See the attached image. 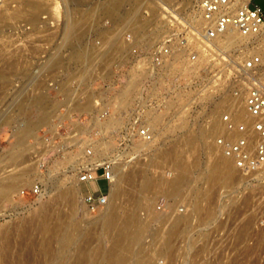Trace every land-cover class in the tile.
<instances>
[{
  "label": "rangeland",
  "instance_id": "obj_1",
  "mask_svg": "<svg viewBox=\"0 0 264 264\" xmlns=\"http://www.w3.org/2000/svg\"><path fill=\"white\" fill-rule=\"evenodd\" d=\"M104 1L106 0H41V3L35 8L36 12L34 15L29 16L25 11L28 8L26 0H0V5L8 8L9 11L14 9L21 11L15 17H10L3 22L0 21L1 39L3 36L6 37L8 35L6 39L4 37L1 40L4 45L0 42L6 54H8V57L3 58L0 56V59L2 58L0 61L7 60V62H0L3 67V70H0V175L9 173L20 175L14 188L11 189L12 193L9 192L10 194L3 198L0 196V226H2L0 231L9 228L11 232L8 237H11V234L14 235L11 237V241L8 237H1L0 239V264H58L61 258L63 262L60 260V264L61 262L62 264H90L84 258L90 259V255L94 256L91 253H94L99 247L102 249L108 248L107 244L109 243L107 239H104L105 237H99L98 233L85 237L81 230H77L65 248L66 250L61 251L58 249L59 243L57 239H52L53 241L49 240L50 242H48L43 235L40 224L35 218L36 212H38V207L42 202L48 203L50 201L48 204H50L52 211L59 212V215L62 214L61 216L65 215L67 208L66 205H63L65 204L64 200L61 198L57 199L56 194L60 188L68 187L74 183L77 176L74 169L85 149L91 148L95 152L96 157L94 160L96 161H102L103 158L116 152L118 142L115 129L117 127L115 125L116 120L112 117L116 113L121 112L123 110L121 108L124 105L131 103L136 89L140 87L142 82H146L145 75L141 74L143 64L137 60L142 58L143 52L147 51L149 47L163 36L167 30L165 18L169 19L170 15L178 14L192 15L193 0H123L116 9H106L103 5ZM262 1L264 2V0H254L257 4H262ZM122 16L125 18H122ZM105 30L106 33H104ZM116 32L117 34L120 33L122 40L119 39V36L113 35ZM99 34L100 36H98ZM105 35H108V37ZM115 37L119 42L120 40L123 42L122 44L120 43V50L112 49L111 53L114 58L121 56V58H118L119 62H116L117 60H108L105 64L101 63L97 60L100 57V42L104 40L111 41ZM130 38L131 40H129ZM238 40L242 41V39ZM6 43L10 44L7 46ZM238 44H227V47H221L226 53L224 56L228 58L229 54L239 58L254 52L252 48L249 52L241 51ZM133 47H137L138 56L132 55L133 52L131 50H133ZM77 49L82 53L81 57L79 60L71 59V53ZM103 66H106L109 70L117 71L118 74L113 78L104 76L108 88L103 94L91 91L88 96L90 98L96 97V95L103 96L110 107L109 112L113 116H109L105 120L99 119V110L96 107L75 109L67 112H59L53 108H48L52 107L50 106L51 104H55L48 97L56 95L51 88L55 86L54 83L56 81L65 79L69 74H79L86 70V72L90 73V78L87 82L93 87H98L102 82ZM176 68L175 63L169 66L170 70ZM230 68V65L223 63L222 60L200 62L197 67L198 77L195 78L197 81L195 88L196 92H198L197 98L191 99L192 94L189 93L188 97L169 100L165 106L166 110L164 113H150L148 116L150 127L158 131L160 142L147 145L149 150L146 151H142L144 145L138 143L135 147L137 149L135 158L125 165L121 164L122 169L124 168L125 171L130 169L127 172L135 174H137L135 170L139 174L141 169L142 173L147 175L164 174L167 177L172 176L175 169L170 159L162 158L160 162L152 165L150 164L152 154L159 147L167 145L170 142L169 139L184 134V128L178 125L182 120L190 123L189 125L202 123L208 131L213 126L212 124L217 122L220 124L221 115L231 111L229 106L232 105L230 102L233 101L231 90L236 87V84L228 81ZM184 71L187 72V70ZM186 72L185 74L177 75V71H175L171 77V81L174 82L170 83L172 84L171 87L176 84L177 80L185 83L186 80L189 81L193 78ZM131 80L134 81V84L124 93V89L127 88V84ZM105 81L103 80V83ZM187 81L186 83H188ZM185 88L186 90L189 89L186 86ZM38 95H42L45 98V106H49H46L44 110H37L35 107L26 108L32 105L31 101ZM220 97L229 98H227L222 107L212 111L214 103ZM189 101L195 107L185 111L182 109L183 103ZM240 102L242 103L241 98ZM43 115L48 117V119L40 120V116ZM244 116L239 118H244ZM105 122L108 123L106 124ZM26 126L30 128V131L25 137L20 139L18 131L26 129ZM217 128V130L208 133L211 135L213 132L214 134L211 136L214 137L221 133V124ZM213 137L210 140V146L216 149L218 154H222L221 149L213 142ZM208 144L200 143L194 153L187 147L184 148L183 157L189 164H192L196 158L200 163L197 167H192L188 171L189 176L192 178L188 180L187 185H184V191L181 193V196L183 195V197L186 196V198L189 197L190 199H187V202L190 201V203H187V208L192 207L193 195L191 192L188 193V189L194 182L193 176H199L205 171L204 163L206 161L204 160L207 159V149L205 147ZM117 165L120 166V164ZM234 181L229 185L216 184L217 188L216 185L211 188L210 202L211 199L213 200L211 202L212 216L208 221L205 220L204 222H201L198 218L196 220L195 217L187 221L185 224L186 228H188L187 234L175 237L172 240V250L170 251L165 250L167 248L164 247L165 245L163 246L162 238L165 236L168 227L165 226L169 224L167 222L175 214L171 215V217L169 215H166L167 217L165 215L162 216L165 219L169 218L168 220H146V226L140 238L131 246L130 255L128 256L130 259L127 258L128 260L121 264H134L137 254H141L140 256L144 258L146 257L153 264H160L162 260L163 263L164 261L165 263L167 262L166 264H242L245 263V259H248L246 263L249 261L250 264H264V244L262 245L264 243V226L262 223V216L264 215V175L251 178L237 176ZM36 182L41 184L42 191L39 196L34 195L30 190L31 186ZM195 183L196 186L204 185L203 179L200 178ZM76 185H78V195L80 196L78 198L80 208L77 215L79 224L83 228V226H86L85 221L89 219V217L83 216L82 212L83 210L87 211L82 200L83 193L86 192V186L79 181H77ZM99 186L102 191H105L106 184L104 180L99 181ZM225 186L232 188L231 197L227 201H218L217 190ZM22 189H25L24 194L19 195ZM141 192L144 195L142 196L140 193V196L138 195L139 198L136 197L138 198L136 205L139 204L142 207L137 209L138 205L135 208L138 211L136 213H139L140 217L147 214L145 212L147 208V212H153L151 209H153L154 204L158 200L159 202L168 200L170 206H173L178 200L176 198H180V195L175 196V198L163 190H142ZM152 193L155 194L153 195ZM245 194L249 196L247 197L251 201L247 197L245 198ZM143 197L144 200H142ZM128 200L124 199L123 205L128 206L131 203ZM144 202L153 203L143 205ZM145 205L147 207H144ZM89 214L95 217L99 212L98 214ZM222 218L223 220H221ZM25 223L28 227L34 224L31 227L32 229L29 227L30 231L28 227H24L25 230L27 229L26 232L29 231L28 234L30 233L29 235L26 233L27 237L23 236L21 231L23 226L26 225ZM161 223L164 224L162 225ZM21 225L22 228L20 227ZM36 227H38L39 231L35 230L37 229ZM159 227H161L159 230L162 234H158L160 231L157 232ZM34 230L38 231V235ZM197 230H201L199 235H197ZM235 232L237 233L234 234ZM20 233L22 237L19 235ZM237 235L240 236L236 239ZM234 236H236L235 240L232 238ZM226 237L228 240L227 244H225ZM192 239H194V243ZM31 241L34 247L30 245ZM36 242L37 245L35 247ZM158 242L162 245H159ZM44 243H50L53 250L48 252L45 250L47 252L45 253L43 250ZM79 248L81 250H77ZM136 250L137 252H135ZM85 252H90V255ZM240 255L244 256L241 257ZM245 255L247 256L245 257ZM47 258L50 260H47ZM170 261L173 262L170 263Z\"/></svg>",
  "mask_w": 264,
  "mask_h": 264
},
{
  "label": "built area",
  "instance_id": "obj_2",
  "mask_svg": "<svg viewBox=\"0 0 264 264\" xmlns=\"http://www.w3.org/2000/svg\"><path fill=\"white\" fill-rule=\"evenodd\" d=\"M169 17V19L165 18L167 30L161 39L143 52V57L137 60L143 64L141 74L145 75L146 82H142L136 89L131 103L124 105L121 108L123 110L112 117L116 120L117 127L115 129L118 142L116 152L103 158L102 161H96L94 160L95 152L87 148L74 169L78 181L86 186L82 200L89 213H98L107 204L115 165H125L135 158L137 150L135 147L138 143L143 144L142 151H146L149 150L147 145L160 142L158 131L150 127L149 114L164 113L165 106L171 99L188 97L189 93L192 94L191 99L197 98L198 92L195 89L197 85L195 78L198 77L197 67L205 60H222L223 63L230 65L228 81L236 84V87L231 90L232 100L236 101L240 97L245 112V117L238 119L234 115V107L230 105L231 111L220 117L221 133L213 137V142L221 149L224 156L232 160L241 178L264 175V55L253 49L256 40H264L263 10L254 4L253 0H193L191 16L178 14ZM227 33L244 38L243 41H236L230 45L239 43L238 47L241 51L249 52L252 48L254 52L245 53L246 55L239 58L228 54L226 58L224 56L226 53L221 47L228 46L222 42ZM116 34L117 32L113 35L120 37V33ZM116 37L111 41L100 42V57L97 60L101 63L105 64L108 60L119 62L120 55L115 58L111 55V46L119 42ZM131 51L132 55H139L137 47H133ZM172 63H175L177 68L170 70L169 66ZM103 68L102 82L98 87H93L87 82L90 73L86 70L79 74H69L65 79L56 81L55 86L51 87L56 95L48 97L55 102L51 108L59 112H67L85 109L84 107L89 103L88 108L96 107L99 110V119L105 120L113 116L103 96L96 95L91 98L88 96L91 91L103 94L108 88L104 76L113 78L118 74L117 71L109 70L106 66ZM175 71L177 75L186 72L193 78L186 80L188 83L177 80L171 87L170 83H174L171 77ZM185 86L189 89L186 90ZM183 104L182 109L185 111L195 107L190 101ZM220 124H213L212 130H216ZM100 180L105 181V191L100 189ZM30 190L34 195L39 196L42 191L41 184L34 183ZM24 191L25 189H22L19 195L24 194ZM217 191L218 201H227L232 194V188L229 186L220 187ZM176 199L178 200L173 206H170L168 200L163 202L158 200L153 206V213L163 216L191 211V208H187V198ZM192 217L196 220L198 218L192 214L189 220ZM262 223L264 226V215ZM200 231L197 230V235ZM225 240L227 244V237ZM160 264H164L163 260Z\"/></svg>",
  "mask_w": 264,
  "mask_h": 264
},
{
  "label": "bare ground",
  "instance_id": "obj_3",
  "mask_svg": "<svg viewBox=\"0 0 264 264\" xmlns=\"http://www.w3.org/2000/svg\"><path fill=\"white\" fill-rule=\"evenodd\" d=\"M122 1L123 0H106V1H104L103 5H104V7L106 9H116L117 7L120 6ZM40 3H41V0H26V4H27L28 8L25 11L27 12V14H29V16H31L32 14L34 15V13L36 12L35 8ZM100 8H101V5H100ZM20 12H21L20 10H16V9L9 11L8 8L4 7L3 5L2 6L0 5V21L3 22L4 20L9 19L10 17H15ZM122 18H125V17L122 16ZM104 33H106V30H105ZM7 34H9V33H7ZM98 36H100V34ZM105 36L108 37V35H105ZM1 37H2V35H1ZM1 37H0V42L3 43V45H4V42H2L1 40L5 36H3L2 39H1ZM6 37H8V35ZM6 37L4 39H6ZM119 39H121V38L119 37ZM238 39H242V41H243L244 38L240 37V36H238L236 34L227 33L225 35V37L222 39V42L225 45H227V44L230 45V43L232 44L236 40L239 41ZM7 40L9 41V39H7ZM121 40L117 44H120V43L122 44L123 42H121ZM11 41H12V39H11ZM10 43H6L7 46ZM117 44L112 45L111 48L113 50H120L121 49V44L120 45H117ZM2 46L0 48V56L3 57V58L4 57H8V54H6V52L4 50V47L2 48ZM6 49H8V48H6ZM253 49L257 53H261V54L264 55V40H262V39L256 40V44H255V46H253ZM9 55H11V54L9 53ZM81 55H82V53L80 52V50H78V49L77 50H73V52L70 55V58L74 59V60L75 59L79 60ZM5 60H2L0 62H3V61L7 62V60L6 61ZM10 61H12V60H10ZM11 63H13V61ZM11 63H9V64L12 65ZM14 64H16V63H14ZM1 69L3 70V67L0 65V70ZM5 69H7V67H5ZM133 84H134V81L131 80L127 84V88L124 89L125 90L124 93L126 91H128L129 87H131V85H133ZM227 98H229V97H227ZM227 98L220 97V99H218V101H216L214 103V107L212 108V111L213 110L216 111L218 108L222 107L224 105V103L226 102ZM239 98L236 99V101L233 100V101L230 102L232 104V106H234V111H235L234 115H236L237 118H239L240 116H244L245 115V112H244V109H243V105L240 102ZM31 102H32L31 103L32 105L31 106H27L26 108L35 107L37 110H44V109H46V106H49V105L45 106V103H44L45 102V98L42 95H38ZM88 107H89V103H87L84 108H88ZM48 108H51V107H48ZM40 117H41L40 120H47L48 119V117H46L45 115L40 116ZM105 123L107 124L108 122H105ZM217 123H219V122H217ZM189 124L190 123L186 122L185 120L180 121L178 125H179V127H183L184 128L183 129V130H185L184 134H181V135L173 137L172 139H169L170 142L168 141L169 143L167 145H164V147H159L158 149H156L154 154H152V158L150 159V164H152V165H155V164H157V162H160V159H162V158L170 159V162H171V164L173 165V167L175 169V172H174V174L172 176L167 177L164 174H160V175H158V174L156 175L155 174L154 175V174H151V173H149L151 175H147V174H143L141 169H140L141 170V173H140V170L138 168L137 169L139 170V174H138L137 170H135L137 172V174H135V173L127 172L130 169H128L127 171H125L124 168L122 169V165H120V166L116 165L115 169H114V178H113V181L110 184L109 194L107 196L108 200H107V204L105 205V207L103 209H101L99 211V214L97 213L98 215L95 216V217L91 216L88 213V210L87 211H85V210L82 211L83 212V216H87V218L89 217V219L85 221L86 222V226L85 227L83 225H82L83 228L80 226L81 224H79L80 222H79L78 215H77L78 214V210L80 208L79 205H78L79 204L78 203V198H80V196L78 195L79 194L78 185H76V183L78 181V176H76V179H75L74 183H72L68 187H65V188H62V189L60 188V190L56 194V196L58 197L57 199L61 198L62 200H64L65 204L62 203L63 201L61 199L60 200L62 202H60V201L59 202L62 203L63 205H66L67 211L65 212L64 216H61L62 214L59 215V212H54V211H52L50 209L51 206H50V204H48V203H50V201L49 202L47 201L48 203H45V202L43 203L42 202V204H40V206L38 207V210H37L38 212H36L35 218H37V222H39V224H40V229H41L43 235L45 236V238L47 239V241L50 242L49 240L57 239V242L59 243V248L58 249L63 251L68 246V243L72 240V238H73V236H74V234H75V232L77 230H81L84 233L85 237L86 236L90 237L92 234L98 233L99 237H103V238L105 237L104 239L108 240V243H109V244H107L108 248L107 249L106 248L102 249L101 247H99L98 249H96L94 251V253H91V254H94V256L90 255V252H87V253L85 252L86 254L90 255V259L84 258L85 261H88V263H90V264L91 263L92 264L93 263H98V264H121V263H124L125 261L128 260L127 258H129L128 256L130 255V249H131L132 244L135 243L140 238L143 230L145 229L146 220H151L152 221V220H156V219L157 220L158 219H160V220L165 219V218H162V215L161 216L160 215H156L150 210H149L150 212H147L148 208L145 211L147 214H145V212H144L145 215L140 217V214L138 213L139 214L138 215L136 213L137 210L135 209L139 205V204L136 205L138 203L136 201L139 198L138 195L140 193H141L140 195H142V193H143V192H141L142 190H156V191L163 190L166 193H168V194H170V195H172L174 197L175 196L177 197V196L180 195V198H186V196H184V197H183V195L181 196V193H183V191H184L183 190L184 189V185H187L188 184V180L190 178H192V177L189 176V174H188L189 172L188 171L192 167H197L200 163H199L198 159L196 158L192 164H189L183 157L184 148L187 147L188 149H190L194 153V152L197 151V148H198L200 143H203V144L209 143L205 147L207 149V151H206V153H207L206 158L207 159L204 160V161H206L204 163L205 171L202 172L201 175H199V176H193L194 182H193V184H191L192 186H190V184H189V186L191 188L189 187L188 193L191 192L192 195H193L192 202H191L192 203L191 211L188 212V213H184V214H176L175 213V215L172 216V218H170V221L167 222L169 224L166 223L167 225L166 224H165L166 226L164 225L165 227H167V226L168 227H167L165 236L162 238L163 239L162 243H163V246L165 245L164 247L167 248L165 250H168V251L172 250V240L175 237L183 236V235L185 236L187 234V231H188L187 229L188 228H186L185 224H186L187 221H189V217L192 214L198 216V218L201 220V222L202 221L204 222L205 220H208L212 216L211 202L213 200L211 199V202H210V197H211L210 191H211V188H213L216 184H218V185L219 184L229 185L230 183H232L234 181V179L237 178V176L241 177V175L239 174L237 168L232 163V160L230 158L224 156L223 154H218L217 153L218 151H216V149H214V148H212L210 146L211 145L210 144L211 143L210 140L213 137L211 135H213L214 133L212 132V134L210 135L208 132L211 133V131H213L212 127L209 128V131H208V130L205 129V125H203L202 123H193V125H189ZM29 131H30V128L27 127V126H26V129L24 128L22 130H19L18 131V135H19L20 139H22V137H25ZM210 136H211V138H209ZM137 166H139V165H137ZM140 167H142V166H140ZM19 178H20V175L18 176L16 174H12V173H9V174H6V175H0V196L2 198L3 197H7L10 194L9 192H11V189L14 188V185H15V183L17 182V180ZM199 178L203 179V184L204 185L196 186L195 181L197 179H199ZM93 185H95V183H93ZM79 188H80V186H79ZM216 188H217V185H216ZM144 192H146V191H144ZM164 193H162V194H164ZM136 194H137V196H136ZM152 194L154 195L155 193H152ZM165 195H167V194H165ZM147 196H148V193H147ZM245 196L247 197L248 195L245 194ZM136 197H138V198H136ZM212 197H213V194H212ZM250 197H251V195H250ZM145 198H146V196H145ZM148 198L150 199V197H148ZM124 199H126V200L129 199L128 201L129 202L131 201V203L128 204V206L123 205V200ZM187 199H189V197ZM241 199H243V198H241ZM142 200H144V197L142 198ZM249 201H251V200L249 199ZM150 203L151 202H149V204ZM242 203H243V201H242ZM144 204H148V203L144 202L143 205ZM140 207H142V206L139 205V207L137 209H139ZM144 207H147V206L145 205ZM144 207H143V210H144ZM169 216L171 217V215H169ZM165 217H167V216L165 215ZM30 218H31V216H30ZM166 219L168 220L169 218H166ZM30 220H32V219H30ZM33 220H34V218H33ZM165 220H164V222H166ZM148 222H150V221H148ZM148 222H147V224H149ZM29 223L31 224L30 221H29ZM242 223H243V220H242ZM250 223H252V222H250ZM22 224H24V223H22ZM32 226H34V224L29 226L30 229H32L31 228ZM0 227H2V226H0ZM20 227L22 228V225ZM24 227L26 228V227H28V225L27 224L24 225L23 229H21L22 235L26 236V233L28 234V232L30 230H29V227H28L29 231L26 232L27 229L25 230ZM161 227H163V226H161ZM161 227L158 228L157 232L160 231L159 229H161ZM165 227H163V228H165ZM36 228L37 229H35V230H38V227H36ZM1 230H2V228H1ZM240 230H241V228H240ZM19 231H20V228H19ZM19 231H17V232L19 233ZM38 231H35L36 234L38 233ZM10 232H11V230L9 228L0 231V239H1V237L7 238L9 236ZM12 232H14V231H12ZM236 233L237 232H235L234 234H236ZM158 234H162V232L160 231ZM19 235H21V233ZM22 235H21V237H22ZM240 235H237L238 237L234 236L232 238H234V240H235V237L237 239V238H239ZM10 236L12 237L14 235L11 234ZM242 236H243V234H242ZM11 237H8V239L10 238L9 239L10 241H11ZM20 239H22V238H20ZM23 240H25V238H23ZM192 240H193V243H194V239H192ZM105 242H107V241H105ZM158 244L160 245L161 243L158 242ZM263 244L264 243H262V245ZM30 245H32L34 247L32 241H31ZM36 245H37V242L35 244V247H36ZM75 245H77V244H75ZM9 247H8V249H9ZM51 247H52V245H50V243H44V245H43L44 252H45V250L47 252L49 250L50 251L53 250V248H51ZM158 249H161V248H158ZM40 250H38V252H40ZM77 250H81V249L79 248ZM25 252L27 253V250ZM47 252H45V253H47ZM135 252H137V250ZM45 253H44V255H45ZM81 253H82V251H81ZM179 253H180V251H179ZM78 254H80V253H78ZM235 254H237V253H235ZM243 254H244V252H243ZM140 255H138V254L136 255V258L134 259V264H153L149 259H146V257L144 258L143 256H140ZM247 255H245V257ZM17 256H18V254H17ZM243 256L244 255H242L241 257H243ZM74 257H75V254H74ZM91 257H92V259H91ZM164 258H166V257H164ZM79 259H80V256H79ZM47 260H50V259L47 258ZM60 260H62V262H63L62 258ZM60 260L58 261L59 262L58 264H60ZM81 260H83V259H81ZM247 260L245 259V263H242V264H250L249 261L246 263ZM27 261L29 262L28 259H27ZM235 261H236V259H235ZM17 262H19V261H17ZM62 262H61V264H62ZM172 262L170 261V263H172ZM164 263H165V261H164ZM25 264H27V263H25ZM75 264H77V263H75Z\"/></svg>",
  "mask_w": 264,
  "mask_h": 264
},
{
  "label": "crops",
  "instance_id": "obj_4",
  "mask_svg": "<svg viewBox=\"0 0 264 264\" xmlns=\"http://www.w3.org/2000/svg\"><path fill=\"white\" fill-rule=\"evenodd\" d=\"M253 3L257 4V3L254 2V0H253ZM257 5L261 7V9L263 10V13H264V2L262 1V4L260 3V4H257Z\"/></svg>",
  "mask_w": 264,
  "mask_h": 264
}]
</instances>
